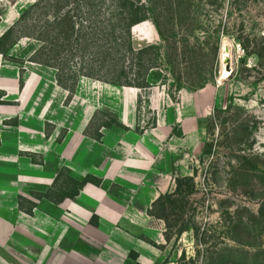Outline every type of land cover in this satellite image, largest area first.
Returning <instances> with one entry per match:
<instances>
[{"label":"rangeland","instance_id":"rangeland-1","mask_svg":"<svg viewBox=\"0 0 264 264\" xmlns=\"http://www.w3.org/2000/svg\"><path fill=\"white\" fill-rule=\"evenodd\" d=\"M14 24L0 54V184L24 197L9 205L35 203L37 225L52 205L62 218L78 195L57 205L41 196L90 176L99 185L79 192L100 188L154 218L157 198L145 211L130 187L148 173L166 195L184 178L163 202H176L181 221L162 245L149 242L155 263L264 264V0H0V36ZM113 164L129 168L124 182L104 180ZM0 237V264L68 256L8 228ZM106 252L96 260L122 263Z\"/></svg>","mask_w":264,"mask_h":264},{"label":"crops","instance_id":"crops-1","mask_svg":"<svg viewBox=\"0 0 264 264\" xmlns=\"http://www.w3.org/2000/svg\"><path fill=\"white\" fill-rule=\"evenodd\" d=\"M33 83L32 78H28L24 82L25 95L31 92ZM126 156L127 154L124 153L120 158L124 161ZM128 171L129 168L122 166V164H113L110 170H105L104 180L109 178L122 180V177L129 176L130 172ZM148 175V173L146 175L143 173L138 180L139 184H133L130 187V190L135 193L131 196L132 202L138 199L137 204L145 207V211L160 195L162 189L161 179L159 178V182H156V179H151ZM164 175L162 174V176ZM0 194V210L3 211V214L0 215V231L3 228H8L9 232L20 235L32 244H44L45 242L48 251L58 249L61 245L62 250L68 252V256L59 258L57 264H87L88 262L89 264H93V262L95 264H118L117 261L112 262L106 258L96 260V253L94 252L98 247L106 248L108 250L107 255L110 251L116 257L119 258L120 256L121 264H125L126 261L127 264H156L155 262L159 259L160 252L152 247L149 242H154L157 245L163 244L162 242L165 240L161 226L152 224L154 218L137 216L133 203L131 206L128 205L127 201L123 204H115L100 188L90 185L84 186L76 199L66 204L68 213H64L67 215H63L62 218L58 216L59 214L55 216L58 217L56 219L51 217L57 212L54 210L57 206L52 205L54 208L48 209L46 214L41 212L44 218L41 219L39 225L35 221L37 209L33 211L32 216H28L17 211V205L14 201H12V205L8 204L7 196L12 198V196L18 197L19 194V196L24 197L20 192L0 184ZM83 197L92 200L96 204H94L95 208L86 209L80 203V199ZM6 211L12 212V215L8 214L9 218H12L10 222H8ZM59 212L61 211L59 210ZM94 217L97 218L94 219ZM71 234H73V238ZM45 237L47 240L44 239ZM4 240L0 237L1 244H5ZM131 252L137 255L134 262L129 258Z\"/></svg>","mask_w":264,"mask_h":264},{"label":"trees","instance_id":"trees-1","mask_svg":"<svg viewBox=\"0 0 264 264\" xmlns=\"http://www.w3.org/2000/svg\"><path fill=\"white\" fill-rule=\"evenodd\" d=\"M23 18V14H21L18 18V20H21ZM67 21V17L63 16L60 19V22H64ZM15 33V24L12 25L11 27H9L1 36H0V54H5L9 47L12 45V41L11 39L13 38V35ZM36 63L38 64H43L49 67H53V65H51V63L49 62H45V61H39ZM79 76H84V77H90L89 74H80ZM57 84H59V80H56ZM75 82V81H74ZM61 85V84H60ZM69 93H73V87L71 89H69ZM118 125V124H117ZM184 178H181V180ZM181 180L176 179V183H175V189L173 190L172 193L166 194V195H159L157 197V199L152 203L151 209L149 210V214L150 216L154 217V219L162 221L166 227V230L164 232V236L166 241H168L170 239V233L168 234L167 231H170L172 229V227H174L175 225H177L180 221H181V217H182V213L179 212L180 207L176 206V202H172L170 203L169 206H165L163 204V202L170 198V197H175L179 194L180 192V182ZM90 183L93 184L95 186L99 185V181H96L94 179H92L90 176H87L83 179V181L81 182V184L77 183L76 181H70L71 186H73V189H71V192L69 193H64V194H57L56 196H41V198H46L48 199L50 202H52L53 204H59L61 203L64 199H72L74 197H76L79 193L80 188L78 187H82L83 185ZM37 199H39L40 197H36ZM29 208L28 209H24L22 207V198H19L18 200V209L20 212L28 215V216H32L33 215V210L35 208V203L30 202L29 203ZM96 217H94L95 219ZM187 229L185 227H182L178 230V234H181L182 232L186 231ZM129 258L133 261L136 260L137 255L133 252H131L129 254ZM137 264V263H136Z\"/></svg>","mask_w":264,"mask_h":264},{"label":"bare ground","instance_id":"bare-ground-1","mask_svg":"<svg viewBox=\"0 0 264 264\" xmlns=\"http://www.w3.org/2000/svg\"><path fill=\"white\" fill-rule=\"evenodd\" d=\"M222 58V57H221ZM226 58V57H225ZM224 58V59H225ZM223 61V60H222ZM225 68V67H224ZM226 72L224 71V69L223 68H221V70H220V77H219V79H218V81L219 82H221L222 80H223V77H225L226 76Z\"/></svg>","mask_w":264,"mask_h":264},{"label":"water","instance_id":"water-1","mask_svg":"<svg viewBox=\"0 0 264 264\" xmlns=\"http://www.w3.org/2000/svg\"><path fill=\"white\" fill-rule=\"evenodd\" d=\"M225 50L228 51V48H225ZM225 62H226L227 65L229 64L228 59H226Z\"/></svg>","mask_w":264,"mask_h":264}]
</instances>
